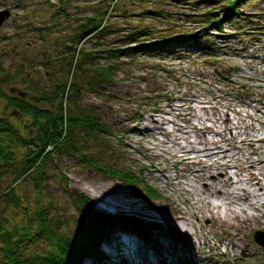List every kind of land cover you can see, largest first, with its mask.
Returning a JSON list of instances; mask_svg holds the SVG:
<instances>
[{"label": "rangeland", "instance_id": "1", "mask_svg": "<svg viewBox=\"0 0 264 264\" xmlns=\"http://www.w3.org/2000/svg\"><path fill=\"white\" fill-rule=\"evenodd\" d=\"M225 1L63 0L59 5V0H0V10L9 11L8 17L0 24V114L5 113L21 127L22 133L28 134L24 124L30 123L31 118L18 114L13 98L20 95V90L29 94L36 92L21 75L39 86L53 88L63 79L81 83L83 75L91 71V66L113 62L117 69L112 85L70 91L65 104L70 109H76L78 105L93 108L113 129L111 134L102 133L97 138L83 137V150L95 151L96 154L101 151L105 154V161L112 166H131L137 172L141 167L142 177L160 194L149 196L143 187L130 185L85 163L80 158L82 155L54 154L48 161L49 175L44 191L46 196H52L48 208L52 206L50 213L61 219L63 230L74 229L82 218L67 191L70 187L82 190L91 198L93 205L103 210L132 215L104 206L91 190L85 188L84 182L110 179L120 188L137 192L150 200L162 199L166 195L176 199V195L164 189L163 181L158 178L162 173L151 169L152 165L165 166L167 173H175L172 154L150 155V143H159L157 138L164 137L161 128L155 129L157 138L150 135L149 130H152L155 120H164L163 128L173 134L182 133L177 127L179 125L194 137L195 124H211L220 112L216 119L219 126L224 125L223 113H227L233 126L227 133L238 129L249 130L252 134L264 133V0L240 2L238 8L241 13L223 20L222 29L205 26L203 14L210 9L222 8ZM66 13L70 15L66 16ZM93 14L103 18L102 27L83 38L78 35L79 24L84 17ZM140 27L147 28L144 38L154 41L172 35L193 37L202 29L207 34L192 39L189 44L182 42L171 50H138L133 55L117 56L119 49L134 44L131 32ZM85 50L95 51L93 57L86 60ZM2 92H8L13 98L8 101ZM194 113L204 118L203 124ZM152 117L155 118L152 120ZM211 134L206 132L208 136ZM180 139L183 140L182 137ZM222 142L224 147H233L241 157L242 152H252L257 147V152L255 150L252 155L264 159V140H254L250 144L238 138L234 142ZM23 151L24 147L18 146L19 155ZM64 173L66 180L62 177ZM32 179L33 173L16 187L21 204L30 208L36 205ZM9 180L0 178V189ZM6 211H10L9 204L0 202V215ZM132 217L134 221L137 219L134 215ZM137 220L135 223L143 231L139 237L144 238L149 225L144 220ZM203 222L209 228V220L203 219ZM123 231L115 228L112 233L129 237ZM256 231H262L264 237V229H254L248 234L249 243L258 249L256 253H246L253 259L244 254L245 260L241 261L237 255L234 257L206 247V250L199 251L203 262L195 259L194 264H264V245L255 240ZM207 236L211 244L217 240L213 233ZM108 239L106 237L102 242L103 249L111 245ZM37 244L42 249L46 242L41 239ZM122 259L125 258L121 256V262ZM88 260L102 264L92 258L83 259L81 264ZM184 263L193 264L187 258Z\"/></svg>", "mask_w": 264, "mask_h": 264}, {"label": "trees", "instance_id": "2", "mask_svg": "<svg viewBox=\"0 0 264 264\" xmlns=\"http://www.w3.org/2000/svg\"><path fill=\"white\" fill-rule=\"evenodd\" d=\"M62 1L59 0V5ZM243 1L227 0L222 8L206 11L203 14L205 26L222 29L223 20L230 16L234 18L241 13L238 5ZM152 12L158 11L152 10ZM69 15L66 13V16ZM102 22L103 18L100 15L84 17L79 24L78 35L83 38L91 36L102 27ZM146 32L145 27L131 32L135 40L134 44L119 49L116 55H133L138 50L145 52L158 48L171 50L182 42L189 44L192 39L207 34V31L202 29L193 37L172 35L154 41L151 38H144ZM84 52L87 60L88 57L89 59L93 57L95 51ZM90 69V72L83 75L81 83L63 79L53 88L39 86L33 80L21 75L29 87L34 89L35 94L20 90L21 96L16 95L14 99L8 92L1 93L8 101L13 98L18 114L29 116L31 122L24 124L29 131L28 134L22 133L19 125L12 122L5 113L0 114V178H10L0 189V202L4 201L10 206V211L0 215V264H81L85 258L103 262L105 253L101 241L115 228L130 230L138 235L143 234L135 223L136 220L134 221L131 216L120 212H109L93 205L88 195L74 187H70L67 191L78 214L82 217L81 222L74 229L63 230L61 219L50 213L52 206L48 208V203H52V199L50 200L52 196H46L44 184L49 175L48 161L54 154L74 157L82 155L80 158L85 163L102 172L113 174L130 185L143 187L149 196L160 195L155 186L142 177L139 172L141 167L137 172L131 166H112L109 161H105V154L101 151L96 154L95 151L83 150L81 146L83 137L93 139L102 133L111 134L113 130L103 119L102 114L93 108L78 105L76 109H70L66 106L70 91L77 92L84 87L104 88L114 83L117 68L113 62L97 63ZM56 76H59L57 72ZM1 80L4 81L3 78ZM16 89L19 90L18 87ZM16 110L13 109L14 114ZM20 145L24 147L21 155L18 153ZM32 173L36 205L30 208L21 204L16 187ZM62 177L66 180L67 175L64 173ZM41 239L45 240L46 244L39 249L37 243ZM125 261L122 259V263L126 264Z\"/></svg>", "mask_w": 264, "mask_h": 264}, {"label": "bare ground", "instance_id": "3", "mask_svg": "<svg viewBox=\"0 0 264 264\" xmlns=\"http://www.w3.org/2000/svg\"><path fill=\"white\" fill-rule=\"evenodd\" d=\"M219 115L220 112L216 119ZM194 116L204 123V118L196 113ZM222 116V126L216 119L211 124H195L194 137L179 125L182 133L173 134L163 128L164 120H155L149 130L150 135L156 137L155 129L161 128L164 136L156 137L159 143H150V155L168 152L173 156L174 174L167 173L165 166L152 165L151 169L162 173L158 178L176 199L166 195L150 200L120 188L110 179L84 182L85 188L104 206L127 211L150 228L145 231L144 238L130 230L123 231L129 237L110 232L107 237L111 245L108 249L102 248L105 253L102 264H124L121 256L126 264H185V258L193 264L195 259L202 263L199 251L206 247L237 255L242 261L244 254L258 251L249 243L248 234L254 229H264V159L252 155L257 147L252 152H242L241 157L233 147H224L222 141L234 142L238 138L250 144L254 140H264V133L252 134L246 129L227 133L233 126L227 113ZM207 131L211 136L206 135ZM217 135L219 138H215ZM203 219L209 220V228ZM212 233L217 236L213 244L207 236ZM247 257L253 259L251 255ZM85 264L98 263L88 260Z\"/></svg>", "mask_w": 264, "mask_h": 264}, {"label": "water", "instance_id": "4", "mask_svg": "<svg viewBox=\"0 0 264 264\" xmlns=\"http://www.w3.org/2000/svg\"><path fill=\"white\" fill-rule=\"evenodd\" d=\"M57 1V0H55ZM9 11L1 9L0 10V24L5 20L6 16L8 17ZM255 240L259 241L261 244H264V237H263V232L262 231H256L254 234Z\"/></svg>", "mask_w": 264, "mask_h": 264}]
</instances>
